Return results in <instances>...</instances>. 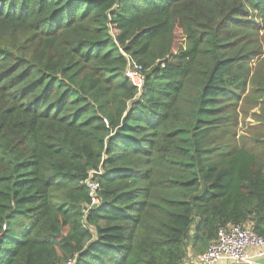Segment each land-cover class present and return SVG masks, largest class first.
<instances>
[{"label": "trees", "instance_id": "1", "mask_svg": "<svg viewBox=\"0 0 264 264\" xmlns=\"http://www.w3.org/2000/svg\"><path fill=\"white\" fill-rule=\"evenodd\" d=\"M228 224L264 238V0H0V264H187Z\"/></svg>", "mask_w": 264, "mask_h": 264}, {"label": "built area", "instance_id": "2", "mask_svg": "<svg viewBox=\"0 0 264 264\" xmlns=\"http://www.w3.org/2000/svg\"><path fill=\"white\" fill-rule=\"evenodd\" d=\"M124 76L138 90L142 88L144 81L142 67L129 58ZM104 122L106 123L105 120ZM86 186L91 196V205L97 204L95 197L97 184L88 180ZM252 251L254 253H251ZM255 256H264V238L254 233L249 225L228 224L218 230L215 240L198 255L196 264H221L227 261L234 264H253ZM64 264H74V261L69 260Z\"/></svg>", "mask_w": 264, "mask_h": 264}, {"label": "crops", "instance_id": "3", "mask_svg": "<svg viewBox=\"0 0 264 264\" xmlns=\"http://www.w3.org/2000/svg\"><path fill=\"white\" fill-rule=\"evenodd\" d=\"M251 253H254V252L252 251ZM197 257L198 256L194 257V259L190 260L188 263L196 264V258ZM221 264H234V263L227 261V262H223ZM253 264H264V256H255L253 259Z\"/></svg>", "mask_w": 264, "mask_h": 264}, {"label": "rangeland", "instance_id": "4", "mask_svg": "<svg viewBox=\"0 0 264 264\" xmlns=\"http://www.w3.org/2000/svg\"><path fill=\"white\" fill-rule=\"evenodd\" d=\"M180 41V39H179V37H177V42H179ZM187 264H190V263H187Z\"/></svg>", "mask_w": 264, "mask_h": 264}]
</instances>
